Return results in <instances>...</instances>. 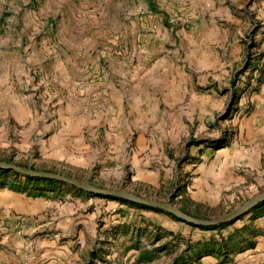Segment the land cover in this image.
<instances>
[{"label": "rangeland", "instance_id": "1", "mask_svg": "<svg viewBox=\"0 0 264 264\" xmlns=\"http://www.w3.org/2000/svg\"><path fill=\"white\" fill-rule=\"evenodd\" d=\"M205 29L211 36L206 44L200 43ZM84 32L99 39L86 67L89 78L79 87L81 95L99 78L104 81L109 69L126 70L133 56L140 69L156 64L165 70L168 67L181 87L179 102L172 104L161 89L151 84L148 88L149 82L141 81L140 90L146 87L156 116L145 135H154L157 145H161L160 136H168L164 151L159 149L164 153L154 160L157 177L149 183L145 169L142 173L143 169L136 170L131 164L115 162L89 172H74L40 164L36 144L31 152V135L39 139L49 135L55 119L50 98L44 96L45 83L63 64L69 62L74 68L71 59L83 53V44L72 39ZM121 81V76L113 79L119 95ZM256 97H264V0H0L3 111L12 115L11 106L20 103L27 107L21 115H31L32 109L34 117L32 125L31 120L17 124L11 118L0 124L5 125L4 135H11L5 140L12 139L15 144L0 147L2 162L63 174L99 188L170 200L188 215L215 219L264 193L263 186L216 206L197 203L191 196L192 169L204 159L205 145L218 135L223 139L237 135L240 121L249 112L264 109L256 107ZM120 114L129 116L127 107H121ZM129 121L134 136L125 157L131 154L134 158L135 144L139 147L144 141L137 136L143 135L141 127L135 119ZM201 145L204 149L198 150L196 146ZM0 188L28 195L47 192L95 198L104 207L113 205V214L121 219L130 217L123 224L119 218L109 231L100 217L103 248L86 264H241L239 257L264 237L258 227L264 217V202L237 220L204 230L165 211L91 194L61 182L29 180L0 171Z\"/></svg>", "mask_w": 264, "mask_h": 264}, {"label": "crops", "instance_id": "2", "mask_svg": "<svg viewBox=\"0 0 264 264\" xmlns=\"http://www.w3.org/2000/svg\"><path fill=\"white\" fill-rule=\"evenodd\" d=\"M203 35L200 43L206 44L211 36L207 29ZM91 37L88 32L82 37L74 35L72 41L81 40L83 44V53L71 59L74 68L69 67V62L63 64L45 83L44 96L50 98L55 119L48 129L49 135L40 138L41 143L33 142L40 139L31 135V152L37 148L36 144L40 164L74 172H89L115 162L122 166L131 164L136 170L143 169L142 173L145 169L149 183L157 177L155 171L159 170L155 168L154 160L157 154L164 153L159 149L164 151L168 136L162 135L160 139L156 135L161 142L159 146L154 135H145L156 116L151 98L145 93L146 87L140 90L141 81L149 82L148 88L151 84L161 89L172 104L179 102L181 87L168 67L165 70L156 64L140 69L134 64L133 56L126 70L109 69L104 73V81L99 78L94 85H89L85 96L81 95L79 87L83 79L89 78L86 67L91 52L97 47L96 39H99ZM116 75L122 77L120 95L113 82ZM256 102L257 108H264V97H256ZM3 107L0 98V124H4L5 119L10 122V118L17 124H28L30 120L33 124L32 109L31 115L24 117L21 114L27 107L20 103L11 106L12 115L5 114ZM121 107H127L129 116L120 114ZM129 119H135L137 127H141L143 135L137 136L144 141L139 147L135 144L134 158L131 154L125 157L134 136L130 135ZM3 126L0 127V147L14 146L12 139L5 140L11 135H4ZM101 129L105 130L104 134ZM92 131L100 134L90 135ZM218 136L205 145L204 159L192 166L191 173L195 175L191 191L193 200L209 206H216L226 199L233 201L239 195L244 196L264 186V109L249 112L240 121L237 135L225 139L223 135ZM170 137L179 139L178 135ZM224 140L226 142L219 146ZM201 146L196 147L204 149V145ZM114 209L110 203L104 207L95 198L47 192L28 195L0 188V264H86L103 248L104 239L98 229L100 217L103 216L106 231L118 223L120 217L113 214ZM120 220L121 224L128 223L130 217ZM258 227L264 232V217ZM263 247L264 237H261L257 246L239 257L241 264H264Z\"/></svg>", "mask_w": 264, "mask_h": 264}, {"label": "water", "instance_id": "3", "mask_svg": "<svg viewBox=\"0 0 264 264\" xmlns=\"http://www.w3.org/2000/svg\"><path fill=\"white\" fill-rule=\"evenodd\" d=\"M0 170H4L7 172H13L18 175L30 177V178H38L43 180H52L57 181L61 183H65L67 185H70L74 188H77L79 190L95 194V195H103V196H111L119 199L128 200L131 202H134L136 204L144 205L147 207H151L154 209H159L162 211H165L167 213H170L174 215L175 217L184 220L187 223L196 225V226H205V227H212L217 226L220 224L229 223L233 220H237L246 213H248L250 210L255 208L260 203L264 202V193L260 194L259 196L253 198L243 206L237 208L233 212H230L222 217H218L211 220H203L196 217H193L191 215H188L184 213L182 210L174 206L170 200L163 202V201H157L154 199L142 197L135 195L133 193H130L125 190H114V189H104L96 187L88 182L75 179L73 177H69L63 174L53 173V172H47V171H37L33 170L31 168H27L21 165H17L14 163H7L0 161Z\"/></svg>", "mask_w": 264, "mask_h": 264}, {"label": "trees", "instance_id": "4", "mask_svg": "<svg viewBox=\"0 0 264 264\" xmlns=\"http://www.w3.org/2000/svg\"><path fill=\"white\" fill-rule=\"evenodd\" d=\"M0 171H4V170H0ZM5 172H7V171H4V173ZM13 173V172H12ZM15 175H18V174H16V173H14ZM18 176H22V175H18ZM23 177H26V176H23ZM27 179H29V180H43V179H38V178H30V177H26ZM44 181H51V182H57V181H52V180H44ZM121 201H123V202H127V201H124V200H121ZM258 207L260 206V204L259 205H257ZM257 206H256V208H257ZM191 226H193V227H195L196 225H193V224H191ZM212 227H214V226H212ZM212 227H205V226H199V227H197V228H201V229H204V230H210V229H212Z\"/></svg>", "mask_w": 264, "mask_h": 264}]
</instances>
